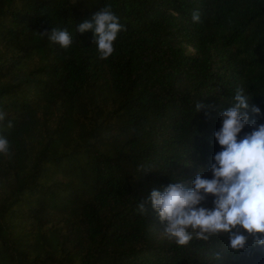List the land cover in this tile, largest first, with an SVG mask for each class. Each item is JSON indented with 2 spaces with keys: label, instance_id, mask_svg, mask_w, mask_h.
Returning a JSON list of instances; mask_svg holds the SVG:
<instances>
[{
  "label": "trees",
  "instance_id": "trees-1",
  "mask_svg": "<svg viewBox=\"0 0 264 264\" xmlns=\"http://www.w3.org/2000/svg\"><path fill=\"white\" fill-rule=\"evenodd\" d=\"M105 7L122 30L99 59L76 29ZM237 89L264 124V0H0V264H264L251 237L176 246L147 203L210 177Z\"/></svg>",
  "mask_w": 264,
  "mask_h": 264
},
{
  "label": "clouds",
  "instance_id": "clouds-1",
  "mask_svg": "<svg viewBox=\"0 0 264 264\" xmlns=\"http://www.w3.org/2000/svg\"><path fill=\"white\" fill-rule=\"evenodd\" d=\"M191 19L199 23V10L192 12ZM76 30L91 31L99 59H107L114 51L122 25L113 11L105 7ZM47 38L61 48L72 43L66 29L52 28ZM249 100L243 89H237L231 106L220 112L219 128L212 133L219 151L210 158V177L198 170L190 181L176 180L149 194L147 203L164 225L163 235L178 247L193 238L207 241L211 236L226 233L228 248L236 253L248 245L250 237L253 247L264 250V124L250 121ZM201 107L198 103L197 112ZM251 113L259 116L261 109L252 106ZM245 127L251 131L241 135ZM8 151L9 141L0 136V154ZM209 197L211 207H206ZM137 208L145 215L144 203H138Z\"/></svg>",
  "mask_w": 264,
  "mask_h": 264
}]
</instances>
